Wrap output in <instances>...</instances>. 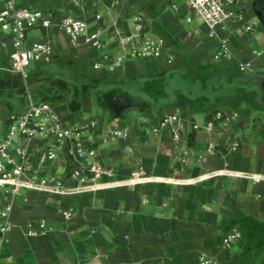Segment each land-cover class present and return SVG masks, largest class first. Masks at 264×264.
<instances>
[{
	"label": "crops",
	"instance_id": "1",
	"mask_svg": "<svg viewBox=\"0 0 264 264\" xmlns=\"http://www.w3.org/2000/svg\"><path fill=\"white\" fill-rule=\"evenodd\" d=\"M25 1L51 19L62 18L66 12L87 17L94 28L104 29L108 44L101 51L74 48L61 30L32 31L33 40L51 38L54 55L49 63L31 68L35 74L28 83L29 91L24 85L21 89L28 96L22 110L34 102L33 93L54 90L57 81L43 87L46 75L39 72L59 61L63 64L59 85L75 80L80 85L87 81L110 88L111 120L106 124L128 128L131 137L98 147L99 189L72 196L27 193L28 201L19 199L13 215L17 226L8 235L0 264H198L202 252L217 264H264V106L260 95L243 114L239 109L242 100L224 93L213 106H184L190 112L184 110L185 116L199 123L209 120L217 109L238 111L241 118L219 124L212 133H193L178 144L166 135L147 132L162 115L142 113L133 125L122 121L128 109L138 105L132 104L134 96L121 87L154 79L170 67L186 65L200 79L211 74L207 69L211 67L235 72L242 60L253 62L252 72H264V47L250 50L249 45L255 37L264 43L261 23L250 13L252 0H232L231 6L241 18L234 19L228 29L231 61L214 60L218 41L206 38L202 19L185 0H123L120 4L79 0L78 7L68 4L65 12L59 9L64 6L61 0ZM97 15L102 19L96 20ZM137 15L146 21L145 34L165 39L163 56L137 59L131 57L129 45L122 43L135 33L133 18ZM255 22L259 24L248 31L246 26ZM9 40L0 29V62L6 61L3 44ZM123 56H127L125 62L110 71L109 66ZM194 63H198L196 68ZM96 64L101 68L96 69ZM55 107L65 122L76 123L68 115V107ZM72 107L88 109L90 100L84 99L82 105L74 102ZM197 110L201 121L196 118ZM2 112L6 114L4 105ZM233 141L240 143L236 151L230 150ZM63 166L57 161L43 173L62 175ZM61 210H71L72 220L65 221L59 215ZM41 216L49 219L53 230L43 237H27L26 221ZM228 233H238L240 238L225 250L222 239Z\"/></svg>",
	"mask_w": 264,
	"mask_h": 264
},
{
	"label": "built area",
	"instance_id": "2",
	"mask_svg": "<svg viewBox=\"0 0 264 264\" xmlns=\"http://www.w3.org/2000/svg\"><path fill=\"white\" fill-rule=\"evenodd\" d=\"M74 7L79 0H63ZM120 4L123 0H115ZM187 7L199 16L206 27V38L218 41L214 60L231 61L228 29L232 21L240 19L239 12L231 6L232 0H185ZM176 9L177 6L175 5ZM102 16L97 15L96 20ZM191 20V19H189ZM135 33L124 37L122 43L129 45L131 57L137 59L157 58L165 53L166 41L162 37L145 34L146 21L142 16L133 18ZM259 23L248 24L252 31ZM0 29L10 40L3 46L7 48L6 61L0 62V74H17L25 88L31 79L30 70L38 63H49L54 55L51 38L33 40L34 30H61L74 48L86 46L93 51H101L107 46L104 29L94 28L89 19L82 15L67 14L59 19H51L34 9L25 0H0ZM127 56L120 57L109 66L113 71L121 66ZM169 62H172L171 59ZM96 69L101 65L96 64ZM252 61H239L240 74L252 72ZM238 111H213L211 118L204 123L185 116L182 106H177L162 115L147 128V132L166 135L178 144L193 133L217 131L219 124L234 123L240 120ZM128 128L114 127L92 118L79 125L65 122L55 106L46 101L31 102L20 113L6 121H0V261L8 235L17 226L14 212L19 199L28 201L27 193H38L49 197L72 196L99 189L96 179L102 174L97 162V149L116 141L130 139ZM240 143L233 141L231 151H236ZM57 161L63 162L62 175L43 173ZM65 219H71V210H61ZM24 234L30 238L48 235L53 227L47 217L28 219ZM238 233H228L222 239L225 250L231 249L238 241ZM198 264H217L208 253L202 252Z\"/></svg>",
	"mask_w": 264,
	"mask_h": 264
},
{
	"label": "rangeland",
	"instance_id": "3",
	"mask_svg": "<svg viewBox=\"0 0 264 264\" xmlns=\"http://www.w3.org/2000/svg\"><path fill=\"white\" fill-rule=\"evenodd\" d=\"M61 1L64 6L59 9L65 12L68 10L66 6L68 4L63 0ZM250 13L255 14L252 10ZM67 14H69V12H66V15ZM249 15L253 21V15ZM261 27L264 31V27L262 25ZM249 45L250 50H261L264 47V43L260 42L256 37L249 42ZM54 65L49 66V68H41L39 72L46 75V78L42 79L43 87H48V85H50L48 82L57 81L54 90L52 89L51 92L44 91L43 95L33 93L34 102L46 101L53 106L68 107V115L75 118V124L88 121L92 118L99 119L105 124L110 122L109 99L107 97L110 88L104 83H86V80L85 85H80V83L75 80L68 81V83L65 84L66 86L59 85L61 83L60 78L63 77L61 69L63 64L58 61L56 65ZM32 68H34V66ZM256 72L259 71L250 72L248 74H240L237 70L235 72L220 71L208 74L204 78L197 79L190 70H188L186 65L170 67L154 79L144 78L141 83H135V86L133 84L132 87L129 85L121 87L125 89L126 92H129V95L134 96L133 98L135 100L132 101V104L138 105V107L132 106L128 109L122 121L133 125L135 120L139 119L142 113L146 115L152 114L158 117L177 106L189 107L192 105L198 108L213 106L218 102L220 93H224L225 96L231 98L236 96L239 89L247 91L253 90L260 95L258 75L252 76V73ZM33 74L35 73L30 70V76ZM8 83H10V85H6ZM23 85L24 83L21 78L12 77L10 79H5L0 75V121L8 114L12 115L21 111L23 108L22 106L26 105L25 102L28 96L25 92H21ZM84 99L90 100V107L88 109L82 108L85 106L80 108L72 107L74 102H78L82 105ZM3 105L6 108L5 115H3L2 112ZM249 106L252 105L243 101L242 105L239 106L240 112L243 114L245 109H249ZM197 111L198 116L196 118L201 121V113L199 110ZM185 112L190 114L188 110H185ZM69 122L71 123L70 125L74 124L72 121ZM59 215L64 218L60 213ZM72 218L69 220L64 219L65 221H71Z\"/></svg>",
	"mask_w": 264,
	"mask_h": 264
},
{
	"label": "water",
	"instance_id": "4",
	"mask_svg": "<svg viewBox=\"0 0 264 264\" xmlns=\"http://www.w3.org/2000/svg\"><path fill=\"white\" fill-rule=\"evenodd\" d=\"M252 8L261 25L264 27V0H253ZM258 75V87L260 93V102L264 106V72L252 73V76Z\"/></svg>",
	"mask_w": 264,
	"mask_h": 264
},
{
	"label": "trees",
	"instance_id": "5",
	"mask_svg": "<svg viewBox=\"0 0 264 264\" xmlns=\"http://www.w3.org/2000/svg\"><path fill=\"white\" fill-rule=\"evenodd\" d=\"M197 66H198V63H194V67L196 68ZM207 69H209L210 73H215V72H220L221 71L220 69H218L216 67H211V68H207ZM236 96H238V98L240 100L246 101L247 103H250V105H254L251 102H253L254 100L257 99L258 94L255 91H253V90L247 91V90L239 89V91L237 92ZM256 106H259V104H256ZM256 106H254V107L257 108Z\"/></svg>",
	"mask_w": 264,
	"mask_h": 264
}]
</instances>
